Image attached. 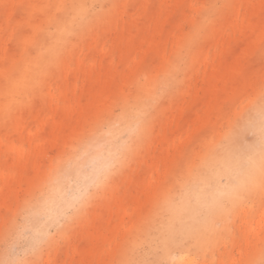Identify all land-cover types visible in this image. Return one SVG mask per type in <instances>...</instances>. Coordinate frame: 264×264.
Returning <instances> with one entry per match:
<instances>
[{
    "label": "rangeland",
    "instance_id": "374dc122",
    "mask_svg": "<svg viewBox=\"0 0 264 264\" xmlns=\"http://www.w3.org/2000/svg\"><path fill=\"white\" fill-rule=\"evenodd\" d=\"M41 4L0 0L5 264L13 257L26 264H264V192L258 190L225 203L214 217L217 227L190 230L184 242L175 233L158 232L170 213L166 202L197 169L199 176L207 173V165H200L210 148L235 132L241 105L264 90V0L94 3L82 29L61 37L62 56L47 70L31 72L24 102L8 105L2 93L6 71L52 32L41 23ZM24 38L35 46L27 47ZM168 67L177 69L173 75L180 83L149 113L148 133L126 165L70 223L59 229L49 225L51 239L32 254L38 234L28 231L26 200L39 197L40 183L78 134L93 121L105 123L132 107L130 100ZM43 118L57 125L54 135L43 128ZM254 138L243 127L241 139ZM91 159L80 155L76 163L87 171ZM81 182L73 178L71 184ZM197 194L181 204L196 207ZM46 213L47 207H37L35 216L43 220Z\"/></svg>",
    "mask_w": 264,
    "mask_h": 264
},
{
    "label": "clouds",
    "instance_id": "9594fccd",
    "mask_svg": "<svg viewBox=\"0 0 264 264\" xmlns=\"http://www.w3.org/2000/svg\"><path fill=\"white\" fill-rule=\"evenodd\" d=\"M183 47L181 43L178 53L182 52ZM175 70V67L165 68L147 86L139 106L130 107L106 121L98 131L81 141L72 153L59 161L48 178L49 188L58 183L62 168L69 166L74 159H79L80 155H92L90 171L83 182L63 193L59 211L52 219L50 227L57 228V225L70 223L75 214L88 207L97 190L107 186L110 179L126 165L135 147L148 133L149 113L170 88L180 83L173 75ZM236 120L240 126L251 130L255 142L233 150L228 139L222 138L210 148L200 167H205L218 153L230 158L232 163L227 173L229 182L201 189L197 169L196 173L184 182L181 192L175 198H170L165 205L166 210L172 211L179 204L186 202L193 192L200 193L196 207L190 210L188 220L181 222V227L206 230L217 227L214 217L225 210V203L241 201L254 190L264 192V90L241 105ZM50 239L51 234L45 229L37 235L31 253L36 254ZM0 264L5 262L0 261ZM7 264L26 262L13 257Z\"/></svg>",
    "mask_w": 264,
    "mask_h": 264
},
{
    "label": "bare ground",
    "instance_id": "6f19581e",
    "mask_svg": "<svg viewBox=\"0 0 264 264\" xmlns=\"http://www.w3.org/2000/svg\"><path fill=\"white\" fill-rule=\"evenodd\" d=\"M104 0H58L55 4L50 0H42V6L40 10L43 12V24L45 27H52V32L49 33L39 44L36 46L29 40L24 38L26 46L33 47L31 50H26L25 55L21 60H17L9 67L5 73L7 81L6 86L3 88L5 101L9 104L16 102H24V90L33 80L31 72L36 74L41 70H47L46 67H50L55 59L61 57L65 52L61 45V37L65 34H71L76 30L82 29V23L84 16L88 14L90 6L94 3H100ZM29 44V45H27ZM64 65V64H63ZM62 65V75H66V69ZM25 88V89H24ZM144 88L139 90V94L132 98L129 102L131 106H139L144 95ZM128 109V107L126 108ZM124 109V110H126ZM43 128H46V132L50 135H54L56 126L50 118H43ZM65 122L60 124L61 127H65ZM101 124H104L103 119L95 120L87 130H83L74 141L68 144L65 151L62 152V156L59 159L61 161L64 157L73 152V150L81 143V141L90 137L95 131H98ZM48 130V131H47ZM73 132V131H72ZM71 132V133H72ZM243 132V126L238 125L235 132L228 137L229 146L233 149H239L244 145L252 144L255 142V138L252 142L246 143L241 139ZM48 136V135H47ZM70 137V133L68 135ZM136 148V147H135ZM77 159H74L69 166L62 168V175L56 185L51 188L48 187V178L56 165L39 185V197L34 196L26 200L24 203L25 209V221L29 232L36 234L42 233L49 225L52 224V219L59 211V204L63 193L67 190L74 188V184H71L72 179H81L82 181L87 176L89 170L84 171L80 163H76ZM92 160V159H91ZM59 163V162H58ZM232 163V160L222 154H217L215 159H211L207 162V173H200L202 176L198 177V183L201 189H205L208 186H216L218 184H225L229 182L228 169ZM90 167V166H89ZM97 193V192H96ZM96 193L89 202V205L94 201ZM193 197V196H192ZM189 197L188 200L190 201ZM195 204L197 205L199 200V193L195 196ZM37 207H47V213L43 220H39L35 216ZM191 208H186L184 204H179L175 209L169 211V215L166 216V222L159 226L158 232L161 234L170 232L177 234V238L180 239L179 243L186 240L187 234L190 230H196L194 228L181 227V222H186L189 218ZM177 219L180 220V224L176 226ZM160 241H163V236L159 235ZM0 261H3L0 256Z\"/></svg>",
    "mask_w": 264,
    "mask_h": 264
},
{
    "label": "snow or ice",
    "instance_id": "6c2138e0",
    "mask_svg": "<svg viewBox=\"0 0 264 264\" xmlns=\"http://www.w3.org/2000/svg\"><path fill=\"white\" fill-rule=\"evenodd\" d=\"M64 225H57V229L62 228ZM42 243V242H41Z\"/></svg>",
    "mask_w": 264,
    "mask_h": 264
}]
</instances>
